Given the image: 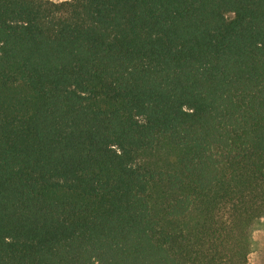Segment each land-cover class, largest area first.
Returning <instances> with one entry per match:
<instances>
[{
    "label": "trees",
    "instance_id": "obj_1",
    "mask_svg": "<svg viewBox=\"0 0 264 264\" xmlns=\"http://www.w3.org/2000/svg\"><path fill=\"white\" fill-rule=\"evenodd\" d=\"M263 217L264 0H0V264H247Z\"/></svg>",
    "mask_w": 264,
    "mask_h": 264
},
{
    "label": "rangeland",
    "instance_id": "obj_2",
    "mask_svg": "<svg viewBox=\"0 0 264 264\" xmlns=\"http://www.w3.org/2000/svg\"><path fill=\"white\" fill-rule=\"evenodd\" d=\"M55 2L61 0H52ZM233 15H229L232 18ZM247 264H264V217L255 222L252 228V246Z\"/></svg>",
    "mask_w": 264,
    "mask_h": 264
}]
</instances>
